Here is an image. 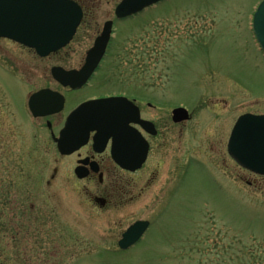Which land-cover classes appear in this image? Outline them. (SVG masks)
I'll use <instances>...</instances> for the list:
<instances>
[{"label": "rangeland", "instance_id": "rangeland-1", "mask_svg": "<svg viewBox=\"0 0 264 264\" xmlns=\"http://www.w3.org/2000/svg\"><path fill=\"white\" fill-rule=\"evenodd\" d=\"M120 1L86 0L89 11L75 37L58 54L40 60L42 73L55 66L78 68ZM261 1L166 0L153 12L114 24L104 68L126 74L131 65L144 63L151 70L153 96L167 102L146 113L160 126L167 121L168 146L155 150L149 167L123 189L133 203L94 209L87 190L96 187L76 180L74 165L59 156L44 134L39 143L41 176L28 187L26 171L35 167L18 156L23 130L17 111L2 96L0 81V145L6 140L12 145L8 163L14 166L5 165L0 146V186L11 172L22 173L18 166L25 206L32 203L41 217L55 212L54 264H264V178L240 169L226 153L237 118L264 114V56L251 28V12ZM0 49L9 54L0 52L1 75L11 61L24 56L12 43L0 41ZM138 52L142 57L135 56ZM99 80L79 98L121 90L100 87ZM178 107L191 115L183 126L171 121ZM21 155L29 160L26 151ZM54 166L56 180L48 188L45 181ZM5 212L0 192V220ZM137 221L150 222V228L135 246L118 252L121 233ZM33 238L22 247L17 241L2 242L6 247L0 244V264H20L15 251L22 250L24 256L33 254L32 264H39L40 247Z\"/></svg>", "mask_w": 264, "mask_h": 264}, {"label": "flooded vegetation", "instance_id": "flooded-vegetation-1", "mask_svg": "<svg viewBox=\"0 0 264 264\" xmlns=\"http://www.w3.org/2000/svg\"><path fill=\"white\" fill-rule=\"evenodd\" d=\"M70 1H73L80 6L83 13V23L89 11L87 5L85 4L86 0ZM155 9L156 7L144 11L141 14L136 15L133 19L140 18L145 13L150 11L153 12ZM114 10L115 8L112 11L111 21H113V23L115 24ZM100 32L101 30L99 31V34ZM99 34L95 37V39L99 36ZM95 39L93 40L90 48L93 46ZM112 39H110L105 54L97 69L91 75L87 83L77 90L64 88L59 85L51 75L52 68L47 69L48 71L43 69L42 73V68L39 67V62L41 58L33 50L25 48L14 42L0 39V41L12 43L17 46L19 49L22 50V54L24 56L22 60H13L7 67L3 68L4 70L2 69L0 81L2 83V96L5 102H7L8 105H11L15 111H17L19 117L18 119H20L19 122L21 123L23 130V140L21 141V147L19 148L18 156L22 158L24 162H27L29 164L32 163V165H34L35 167V169L33 167L34 170L26 171L27 173L25 172L27 174L25 180H27L28 182V187L35 186V184L39 182L37 180V177L41 176V169H39L38 166L40 162L39 143L41 134H44L48 138V140H50V143L54 146V150L57 152L56 139L59 137L60 132L67 121V118L77 107H79L85 102L102 99L124 98L129 101L134 108L137 109L140 120L150 122L153 125L155 134L144 132L139 123L134 122L137 120H134L128 125L129 130L131 132L135 131L140 134V136L144 139L147 145V155L144 164L139 170H136L134 172L123 169L112 158V138H109L105 143H95L94 138L96 136V131H90L88 133L86 143L74 153L66 156L59 155L62 158L69 159V163H71L72 166L74 165V167H72V171L76 180H78L79 182L87 183L92 188L96 187L94 192L91 190H87V194L89 196L88 199L90 205L94 209L101 211L110 209L112 207L122 206L127 202L133 203L134 197L132 195H128L123 189L131 187V182H134L136 180L135 176L141 173V171L145 170L147 167H149L151 163V156L155 150L161 149L162 151L168 146V134L166 133L168 131L167 121L162 122L160 126L157 124V122L151 120L146 115L148 111L157 109V106L163 107L167 105V102H164L162 97L161 99H158L157 96H153V79L150 78V68L146 69L145 67H142V64L146 66L144 63H136L135 67L131 65L132 67L127 70L128 73L126 74L124 73V71H122V69L118 70V68H116L115 71H112L111 69L104 68L106 65V59L111 50ZM88 50L85 52L81 65L78 68L70 69L67 71H79L85 63L86 54ZM0 52L5 55V57H8L9 55L2 49H0ZM142 54L143 53L138 52L135 53V56L142 57ZM99 77L100 80L98 85L100 87L115 86L121 90L110 92L107 91L99 95L87 96L83 99L79 98V95L86 91L94 81L98 80ZM41 81L45 83L43 87H41ZM42 90H50L62 96L63 104L58 112L43 117L34 115L33 112L35 110L38 115L41 113V105H34L32 103L31 106L30 101L35 96V94ZM164 97L166 98V96ZM33 101L35 103L34 98ZM30 107H35L33 109V112ZM130 116L131 119H136L135 113L131 108ZM184 123L173 124L175 126H183ZM74 129L87 130V126L84 128L82 125H76L74 126ZM110 131V127H107L105 129V133ZM155 141H157V143H155ZM116 144V149L118 151H121L122 153L125 152L126 154L128 153L132 155L136 150V148L134 147L129 148L127 146L128 143L126 140H117ZM0 146L2 148L1 152L4 155L2 156L3 160L6 159L5 165H10L14 167L10 163H8L10 161L9 154L13 151L12 145L11 147H9V143L6 140L2 142ZM23 150L26 151V157L29 160H25V158L21 155V152ZM126 154L122 156H128ZM229 159L232 160L230 157ZM54 161L56 160L54 159ZM48 162H50V160H48ZM13 163H17V161H13ZM157 166L159 167L160 164L158 163ZM22 168L24 167L22 166ZM15 169L21 171L22 173L20 174L19 172H11V177L9 176L10 179H2V183L0 186L1 202L6 209V212L3 213V216L0 220V244H2V247L5 248L6 246L4 247V243H2L5 240H8L9 242L17 241L16 246L22 247L25 245V243L29 242V237L35 236L36 238L33 239H37V242L40 247V251L37 254L38 263L40 264L42 262L43 264H54L55 256L54 253H51L50 248H54L53 246L55 245V228L51 227L52 221H54L55 219V212L50 210L51 212H48L49 215H46L44 213V215L41 217L35 215V206L32 203L29 204L28 207L25 206L26 199L24 196V191L21 192L19 190V185L23 179V171L18 166H16ZM37 169H39L40 171ZM20 175H22V177ZM56 176L57 168L54 166L51 175L45 181V184L48 188H51L53 186L56 180ZM125 176L130 179H125ZM14 188L15 190H13ZM115 188L117 189L115 190ZM32 194L33 192L28 193L29 196H31ZM116 194L118 195L116 196ZM124 232H122L120 236H122ZM43 241H48V243H42ZM14 248L13 250H15ZM3 251L5 252L6 250L3 249ZM46 251L51 254L48 255L49 259L44 258ZM15 252H18L17 254L14 253V255L16 254L20 258V264L33 263L34 257L32 253L27 256H24L26 255L25 250L24 252L23 250L21 252ZM28 256H30V259H28Z\"/></svg>", "mask_w": 264, "mask_h": 264}, {"label": "water", "instance_id": "water-1", "mask_svg": "<svg viewBox=\"0 0 264 264\" xmlns=\"http://www.w3.org/2000/svg\"><path fill=\"white\" fill-rule=\"evenodd\" d=\"M162 1L164 0H122L115 9V17L118 20L132 17ZM81 20L80 7L69 0H0V39L33 49L41 58L65 48L74 37ZM111 30L112 22H106L100 36L87 52L85 63L79 71L67 72L55 67L51 71L53 79L62 87L72 90L84 86L104 56ZM253 31L264 53V1L254 15ZM33 98L30 101L31 106L32 103L41 105L39 115L36 110L33 112L35 107H30L35 116L58 112L63 104L62 96L49 90L40 91ZM128 105L131 104L122 98L97 100L80 105L68 117L60 133L57 140L58 152L61 155L72 154L86 143L90 131H96L95 143H105L109 138L113 139L112 158L119 166L128 171L141 168L146 159L147 145L140 134L129 130L128 125L137 120L134 122L139 123L150 134H155L154 127L149 122L141 121L137 109ZM130 108L136 119H131ZM188 120L189 114L185 109H175L172 112L174 123ZM76 125L84 128L87 126V130H75ZM107 127L111 131L105 133ZM117 140H126L129 148H136L135 152L130 155L118 151ZM227 151L241 168L264 177V116H241L232 130ZM124 154L128 156H122ZM148 227L149 223L146 221L134 223L122 235L118 242L119 249L125 251L139 242Z\"/></svg>", "mask_w": 264, "mask_h": 264}]
</instances>
